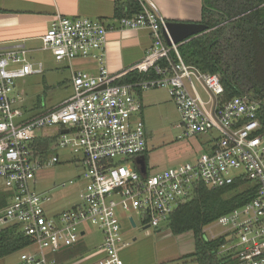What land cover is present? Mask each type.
Returning a JSON list of instances; mask_svg holds the SVG:
<instances>
[{
    "label": "built area",
    "instance_id": "2783aa9c",
    "mask_svg": "<svg viewBox=\"0 0 264 264\" xmlns=\"http://www.w3.org/2000/svg\"><path fill=\"white\" fill-rule=\"evenodd\" d=\"M136 1L139 13L115 21L121 29L150 32V48L129 72L154 77L137 83L116 84L124 75L113 76L106 68L111 27L100 20L56 15L40 37V50L50 52L57 64L92 61L97 74L73 71L70 97L49 110L26 112L16 99L15 81L43 74V64L33 63L21 42L0 46V187L9 195L0 210V227L18 225L32 241L19 252L17 264H58L57 255L77 245L86 236L88 225L102 234V256L92 264H122L120 251L129 244L121 234L120 213L129 214L126 220L130 226L132 220V229L137 227L134 214L142 227L158 229L191 198L198 183L221 189L238 180L252 182L257 192L244 206L215 221L227 229L218 237L233 241L228 248V244L222 247L223 264H264L260 102L243 95L221 104L219 77L187 66L178 46L166 42V21L156 4ZM157 89L168 90L180 117L176 129L183 130L181 137L216 135L208 150L193 162L153 173L146 166L142 177L135 166V159L147 151L144 124L138 118V94ZM39 138H54L45 158L36 148ZM54 149L68 150L84 173L77 203L50 217L46 209L49 199L33 191L32 185L39 170L59 163L58 156L51 153Z\"/></svg>",
    "mask_w": 264,
    "mask_h": 264
},
{
    "label": "trees",
    "instance_id": "16d2710c",
    "mask_svg": "<svg viewBox=\"0 0 264 264\" xmlns=\"http://www.w3.org/2000/svg\"><path fill=\"white\" fill-rule=\"evenodd\" d=\"M139 11L136 0H116L113 18L131 17ZM199 23L206 25L208 32L177 47L182 61L202 73L219 77L223 87L221 104L243 95L260 102L257 118L261 126L259 134L264 136V0H202ZM151 77L154 75L129 72L115 83L132 84ZM53 142L54 138L36 141L42 158L47 157ZM256 192V185L247 180L221 189H209L198 183L191 198L171 214L167 223L174 236L188 232L193 235L194 252L184 259H193L197 264H223L224 259H219L217 252L227 244L225 238L205 241L202 230L254 199ZM8 197L0 193V210L6 206ZM31 243L18 225L0 227V260Z\"/></svg>",
    "mask_w": 264,
    "mask_h": 264
},
{
    "label": "rangeland",
    "instance_id": "374dc122",
    "mask_svg": "<svg viewBox=\"0 0 264 264\" xmlns=\"http://www.w3.org/2000/svg\"><path fill=\"white\" fill-rule=\"evenodd\" d=\"M40 47L39 44L37 48ZM31 58L33 63L43 64V74L15 81L16 99L26 112L49 110L71 96L72 90L69 82L71 70L66 62L57 64L50 52L41 50L34 51ZM89 62L74 60L71 62V69L74 72L87 71L90 73L94 70V66ZM84 64H90L89 68ZM198 91L201 98L206 101L205 95L201 90ZM138 96H141L143 106L140 116L145 131L148 173L163 171L182 163H191L208 150L210 139L216 134L181 137L183 130L176 129L180 117L167 89L144 91ZM51 153L58 156L59 163L39 170L32 185L33 191L49 199L46 209L50 217L54 213L70 209L77 203L78 184L81 183L79 179L84 173L68 150L54 149ZM69 182H73L74 185H69ZM62 184H65V188L60 187ZM1 192L5 193V190L0 187ZM116 213L118 215V211ZM128 215L120 213L119 218L124 239L129 242L126 253L130 264H197L193 259H184L185 256L194 252L191 232L174 236L170 234L166 224H161L158 229L142 230L143 227L136 214L133 217L137 227L132 229L126 220ZM85 229L87 236L82 240L84 248L94 249L100 244L102 234L91 225L86 226ZM226 230L214 222L203 228L202 237L208 241L223 235ZM225 241L228 244L226 248L233 245V241L226 237ZM223 251L222 247L219 248L217 252L219 259L226 257ZM18 255L19 252L3 258L0 264H16Z\"/></svg>",
    "mask_w": 264,
    "mask_h": 264
},
{
    "label": "crops",
    "instance_id": "0c3cea01",
    "mask_svg": "<svg viewBox=\"0 0 264 264\" xmlns=\"http://www.w3.org/2000/svg\"><path fill=\"white\" fill-rule=\"evenodd\" d=\"M115 1L0 0V46H6L13 42H21L29 50L28 56L32 59L31 54L34 51L40 50V48H37L39 44L41 45L40 37L49 28L52 18L56 15L70 19L86 18L89 20H100L112 28L107 35L105 51L106 68L113 76L126 75L133 66L144 58L147 49L151 46V38L148 29L131 30L121 29L118 26L113 18ZM151 1L156 4L166 22L199 23L201 20L202 0ZM89 63H92V66H94V70L90 74L96 75V64L92 61ZM68 65L71 70L69 81L71 87V73L73 70L71 69V63ZM89 65L84 64L87 68H89ZM138 98L141 106L138 118L142 120L140 116L143 111L141 96ZM122 237L124 239L123 234ZM82 240L74 247L63 250L57 255L58 264H92L102 256L99 253L102 238L100 244L91 250L84 248ZM127 248L120 251L122 264H130L127 260ZM69 254L71 255L68 256Z\"/></svg>",
    "mask_w": 264,
    "mask_h": 264
},
{
    "label": "water",
    "instance_id": "95a60500",
    "mask_svg": "<svg viewBox=\"0 0 264 264\" xmlns=\"http://www.w3.org/2000/svg\"><path fill=\"white\" fill-rule=\"evenodd\" d=\"M166 31L163 32L164 37L168 45L171 43L179 46L192 38L200 36L208 32L206 25L200 23H184V22H166ZM100 89H103L100 88ZM66 133V131H63ZM135 166L142 177L146 175V161L143 156L135 159ZM131 226L134 227V223L130 220ZM149 226H145L142 230H147Z\"/></svg>",
    "mask_w": 264,
    "mask_h": 264
}]
</instances>
